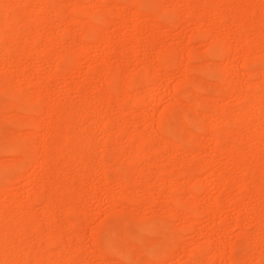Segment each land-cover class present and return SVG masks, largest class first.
Here are the masks:
<instances>
[{
	"label": "rangeland",
	"instance_id": "1",
	"mask_svg": "<svg viewBox=\"0 0 264 264\" xmlns=\"http://www.w3.org/2000/svg\"><path fill=\"white\" fill-rule=\"evenodd\" d=\"M8 1L15 27H23L22 45H31L39 33H43L44 39L41 37L43 41L40 39L37 46V57L19 63L0 59V230L7 240L0 249V260L18 257L24 264H231L233 256L230 259L229 255L236 246L238 250L233 255L239 264H264V229L254 223L264 211L263 200L254 193L264 188V147H259L256 137L264 122L251 120L249 114L242 112L251 105L246 100L247 86L251 83L261 88L264 79V41L251 49L253 67L242 71L245 42L252 36L247 29L244 38L237 36L240 25L245 28L249 20L258 21L264 13V2L241 0L242 5L233 10L231 0H140L146 12L166 11L167 16L163 19L160 14L162 18L158 16V24H154L148 14L141 19L136 17L133 8L117 19L118 6L104 0H86L81 9L76 0H54L45 15L41 14L45 9L43 0H0V4ZM126 1L119 4L131 7L134 2ZM214 6L240 20L236 18L232 27L218 16L205 13V7ZM190 7L194 8L196 20L187 18ZM102 15H106L107 22L101 35L110 39V46L103 47L97 40L90 42L84 53L79 45L89 27L88 19ZM261 35L264 37V24ZM136 37L143 41L153 37L156 43L147 49L137 45ZM215 42L221 47L218 45L213 53L216 49L211 51V47ZM117 44L120 47L116 49ZM229 51L238 53L237 57L227 58ZM45 53H49L45 57L49 64L41 60ZM191 53L195 58L189 60ZM165 54L177 58L173 67H160L157 59ZM57 56L66 58L64 64ZM69 64L74 65V70L68 74L65 85L55 70ZM92 71L96 75L87 82L88 96L92 94L89 90L108 88L105 83L114 80L117 73L118 84L143 105L131 103L124 114L127 93L121 88L124 92L116 90L115 102L87 106L86 113L76 117L72 131L64 130L63 118L53 122L56 133L52 134L46 128L50 118L41 114L40 108L51 102L66 110L81 107L83 94L76 88L85 84ZM248 72L261 75L252 77L248 84ZM131 76L135 78L132 83ZM186 83L189 87L183 88ZM16 85L23 88L22 95L18 96ZM45 87L50 91L46 92ZM182 88L184 96L177 93ZM239 88L242 90L237 92ZM260 97L264 108V94ZM197 103L200 108H196ZM224 108L232 111L230 124L214 118L216 111ZM165 114H170L166 128L161 132L152 130ZM109 120L114 125L104 130ZM201 122L204 124L200 129L197 126ZM80 130L94 150L95 163L88 159L78 161L81 150L71 146ZM59 131L63 139H58ZM133 132L137 136L131 135ZM219 132L228 133L236 145L240 156L236 164L214 150L212 138ZM168 134L178 142L174 152L164 140ZM192 138L197 142L192 143ZM55 142L71 148H66L68 154L62 155L57 168L44 164L43 158L38 162L33 159V152L39 149L44 153ZM22 143V153H11ZM142 144L149 148L142 156L144 160L135 154ZM102 158L106 162L101 175H90L86 167L97 165ZM209 160H214L224 174L232 171L234 182L226 185L225 179L219 180L212 170L203 169ZM74 162L82 164L76 172L71 168ZM243 166L249 169L245 177L241 172ZM185 168L193 170L195 176L191 180L179 176ZM118 171L127 173L126 181H120ZM103 175L105 181V176L110 180L109 186L102 181ZM193 185L199 187L198 192H191ZM244 185L255 191L244 194ZM173 196L183 204L208 208L210 213L194 221L190 212L172 206ZM51 197L60 206L56 216L49 217L44 212ZM220 200L223 208L216 211L213 206ZM246 213L248 217L235 227V220ZM21 223L27 224V232L16 229ZM96 237L98 246L94 248ZM108 239L114 241L117 252L128 250L131 260L109 254L105 249ZM221 255L226 260L220 261Z\"/></svg>",
	"mask_w": 264,
	"mask_h": 264
},
{
	"label": "bare ground",
	"instance_id": "2",
	"mask_svg": "<svg viewBox=\"0 0 264 264\" xmlns=\"http://www.w3.org/2000/svg\"><path fill=\"white\" fill-rule=\"evenodd\" d=\"M76 1L78 2V7L81 9V8H83V5L82 4H84V2L86 0H76ZM104 1L110 3L113 6H116V7L118 6V12L116 14L117 19L118 18L120 19L123 16L127 15L128 13H130L132 11V8L135 9V11H136V17H138L139 19H141L142 17H145L148 14L149 20L151 22H153L154 24H158V21H157L158 18L157 17L158 16H161L160 14H163V19H164L165 16H167L166 15L167 13H165L166 11L164 12L162 9H161V13L160 12L159 13H156V12H152V11H149V12L147 11L146 12L144 3H143V1L141 2L140 0H134V2L132 1L133 3H132V6L131 7H126V5L123 6L125 3H123V5L122 4H119V2H124L125 0H104ZM261 1H262V3L264 2V0H261ZM8 3H9V1L6 2V4H4V3H1L0 4V59H5L8 62H16V63H19V62H22L26 58H34V57L39 56V52H38L37 46H39L40 43H41L40 42V39H41V41H43L42 40L43 33H39V35H37V38H35V39H33L31 41V45H28V44H25V46L22 45V43H21L22 42V36L24 35V32L22 31L23 27L20 28V29H17L15 27V24H14L15 23V19L12 16H10V11H9V8H8L9 7ZM42 3L45 5V9L42 10V13L41 14L42 15H45V14H47V12H49L52 9V6L54 5V0H43ZM231 5H232V8L234 10V9H237L240 5H242V3H241V0H231ZM189 9H190V12L187 14V18L188 19H192V20H196L198 17L196 16V13L194 12V8L190 7ZM162 11H163V13H162ZM205 11H206L205 13L208 12V13H211L213 15L218 16L220 18L221 22L227 23L228 25L230 24L232 27H234L232 25V23L236 22L235 19L238 17L237 15H235L236 17L233 16V18H231V17H229V15H225V13L223 12L222 7H219V6H214V7H210V8L205 7ZM85 16L87 17V15H85ZM88 18H89V16H88ZM93 18H96V17H93ZM161 18H162V16H161ZM171 18L174 21L179 20V18L177 19L176 17H171ZM237 20L239 21L240 19L237 18ZM106 22H107L106 15L99 16L96 19H92L91 17H90V20L88 19V26L89 27L87 28L86 32L84 33V35H83L84 37L81 40L80 45H79L80 48H81V50L84 53H87V48H88L89 43L90 42L97 41V40H98L97 42L100 43V45H102L103 47H105V46H108L109 47L110 46V39L107 40L106 38H103L102 35H101L103 33L104 26H105ZM92 23H95V25L92 24ZM263 24H264V13L261 15V17L258 19V21H255L254 19H252V20H249L248 22H246L245 25H247V26L245 28L244 27L242 28V27H240L241 25L240 26L238 25L239 26L238 27V30L239 31L237 32L238 38H244V36H246V34L244 32L245 31L244 29L249 30L251 32L250 35L252 36L251 39L248 38L246 40V42H245V49L244 50L246 52L243 53L244 54V60L242 62V66L240 67V69L242 71L250 70L253 67V65L255 64V63H252V61L253 62H255V61H254L253 57H251V51H252L251 49L254 47L255 43L257 45L260 42H263L264 41V37H262V35H261V27L263 26ZM90 25L91 26L93 25V26L91 27ZM52 27H54V26L52 25L50 28H52ZM92 30H93V32H92ZM13 36H15V37L12 38ZM196 36L197 37H200V36H202V34H197ZM136 42L138 43L137 45H141V46L149 49V48L154 47V44L156 43V38L151 37V38H149L147 40L145 39L143 41L140 37H136ZM219 44L216 43L215 45H212L211 51L213 49H216ZM119 47H120V45H118V44L114 46V48H116V49L119 48ZM216 51H217V49L215 51H212V52L213 53L214 52L216 53ZM236 54L238 55V53H235V52L234 53H232V52L230 53V51H229V53L227 52V58H230L231 55H235L236 56ZM47 55H49V53ZM47 55L45 53V55L43 54L42 57H41V60H43V63L44 64H49L48 60L45 58V57H48ZM57 57H58V60L64 64L66 58L64 56H57ZM187 58L189 60H191V59H194L195 56H194L193 53H191V54H189V56ZM55 60H57V59H55ZM157 60L159 61L158 63L160 65V67L161 66H166L167 68L173 67L174 63L176 64V62H177V58L171 59L166 54L165 55H161L160 58L157 59ZM62 63H61V65H62ZM258 64H262V63L259 62ZM73 66L74 65H70L69 64L67 66V68L64 67L65 69H61V68L56 67V70L55 71L57 72V75L56 74L55 75L58 76V78H61L64 81V84L65 85H67L66 79H67L68 74L70 72H72V70H74L73 69ZM36 71H37L36 69H32V72L36 73ZM111 71H110V73H111ZM148 71L149 70L146 69V71H145L146 73L145 74H148ZM112 73L114 75V72H112ZM95 75H96V71H92L90 74L87 75L88 77L86 79L87 81L84 82L85 84L83 85V83H82L81 85H79L80 87H77L76 88L78 90V92H80L81 94H83V96H82L83 97V99H82L83 101L81 102V107H79V108L70 107V108H68L66 110V109H62V108H58V107L56 108V106L53 105L52 102H51V103H47L46 105H44L43 107L40 108L41 114H44L45 116L47 115L46 117L48 119L50 118V120H49L50 122H48V125L46 124L47 125L46 128H48L47 130H49L50 132H52V134H55L56 133V132H54L55 130L53 131V129H54L53 128V122H55V121L58 122L59 120H61V118H63V119L66 120L65 121L66 122V125L63 126L64 130H66V131L67 130H71L72 131V129L75 128V124H76L75 123V119H76V117L77 116L82 117L83 114L86 113L85 110H87V108H86L87 106H90V105L92 106V103L94 105L95 103H104V102L111 103V102H115L116 99L118 98L117 97L118 96L117 93L118 92L121 93L122 91L124 92V90H121V88L122 89H125V88H123L117 82V80H118V74L116 73L114 75L115 76L114 77V80L112 78L111 80H107V82L105 83V85H107L108 88L107 87H103V88L100 87V88H97V89H95L93 91L89 90L90 92H92V94H91V96L90 95L88 96V93H86L85 90H87L88 83L90 81H92V79H93V77ZM226 75H228V72H226ZM257 75H261V73L259 72L258 74L255 75L253 72H251V73L248 72V78H247L248 84L250 83V79L252 77H254V76H257ZM227 79H228V77L226 76L225 81H227ZM112 80L113 81H116V82H113ZM133 80H135V78H134V76H131L130 77V82L132 83ZM190 82H191V80H190ZM190 82H187V83H190ZM115 83H116V85H115ZM131 83H129L128 89H130L132 87V84ZM187 83L185 84V86L183 88H185L187 86L189 87V85H187ZM117 84H118V86H117ZM154 84H156V83L154 82ZM17 86L18 85H16V89L18 90V93H17L18 96L19 95H22L23 94V88L21 86H18V87ZM183 88L180 89V90H178L177 93L183 95V92H184V89ZM44 90L46 92H49L50 91V90H48V87H45ZM116 90L117 91L119 90V91L116 92ZM240 90H242V88L237 89V92H240ZM247 90H248V94H247L246 100L251 105H250L249 109H248V107L246 109H242L243 110L242 112L244 114H249V117H250L251 120H255V121H258V122H264V108H263V105L261 103V97H260L261 94H264V79H263V82L261 84V88H257L255 85H252L250 83L247 86ZM222 91L220 90V93ZM125 92L127 93V90L126 89H125ZM85 93L87 94V96H86ZM185 93H187V92H185ZM126 95H127L126 105L123 107V109H124L123 111H125L124 114L126 112H128L127 106H129L131 103H132L131 105H133V106L134 105H137V106H140V105L142 106L143 105V103L141 102V100L139 101L138 99H135V98L133 99L131 96H129V93H127ZM34 97H36V96H34ZM34 100H35V102L38 101L37 98H35ZM28 103L30 104V102H28ZM200 107H201V104L200 103L199 104L197 103V107L196 108H200ZM170 109H171V107H170ZM250 109H252V110H250ZM129 112H131V111H129ZM170 112L173 113L174 112V109L172 108L170 110ZM196 114H198V112ZM167 115L165 114L164 116H162L160 118V120H158L157 126H153L152 127V130H154L156 132H161L163 129H165L166 126H167ZM31 118H34V117H31ZM214 118H215V120L217 122H222V123H226V124L228 123V124H230L231 121H232V119H231L232 118V111L229 108H224V109H222V111H216V113L214 114ZM40 119H41V116H40L39 119H36L37 122ZM203 124L204 123L201 122L199 124V126H197V127H199L201 129L202 126H203ZM113 125H114L113 122L112 121L110 122V120H109V122H107L104 125V130L111 129L113 127ZM216 125L219 126V124H216ZM57 135H58V139H63L62 134H61V131L57 132ZM131 135H134V137H135V135L137 136L136 132L135 133L133 132ZM213 136H215V135H213ZM256 137H257V139L259 141V147L260 148H263L264 147V127L261 129L260 132L257 133ZM170 138H171V136L168 134V138L167 139L165 138L164 140L166 142V145H167L168 149H170L171 151L174 152V151H176V148L178 146V142H175V141L171 140ZM212 140L214 141V144H215L214 150H216L219 153L225 155L229 160L232 161L233 164H236L237 159H240V156L238 155V151H237L238 149H237L236 145L233 143V141H231L229 134L226 133V132H221L220 134H218L214 138H212ZM190 141L192 143H196L197 142V140L195 138H192V140H190ZM110 142H115V140H112ZM11 145H13V144H11ZM71 146L73 148H76V149L81 150V157L78 158V161H81L82 159L93 160L95 158L94 150H92L91 145H90V143L88 141V138L84 135L83 130H80L79 135L76 136V137H74V140L72 141ZM66 148H67L68 151L71 149V148H68V147H66ZM66 148L63 147L60 143L55 142L52 145L47 146L45 148L46 151L45 152L43 151L44 153L40 152L39 149H38L35 152H33L31 156L37 162H38V160H40L41 158H43L44 164H46L47 166H50V167H56L57 168V166L59 165V159L62 158V155H64L65 153L68 154V151L66 150ZM23 149H24V145L22 143V144H20V145H18L16 147H14L13 149H11L12 150L11 153L14 152V153H18L19 154V152H21V150H23ZM148 150H149L148 146H146L145 144H142V145H140V147L136 148L135 154L137 156H140V157H138V158H140V160H144L142 158V156H145L148 153ZM24 152H25V150H24ZM26 156H28V155H26ZM105 162H106L105 158H102V159H100V161H99V163L97 165H90V166L86 167L87 168V171L89 172L90 175L92 174L93 176L94 175H97V174H100L99 172L102 171L101 169L105 165ZM91 163H95L94 160ZM215 164H216V162L214 160H209V161H207V164L204 166L203 169H205L206 171L212 170L213 171L212 174L216 175L219 180L220 179H225L226 180V185L227 184H230V183H233L234 182V178H232L233 177L232 174H231L232 171L231 172L225 171V174L228 175V177H225L224 172L221 169H219ZM81 167H82L81 162L80 163L74 162V164L71 166L73 172L78 171ZM122 171H123V169H122ZM192 171L193 170H191L189 168H185L184 170L181 171V173L179 174V176L182 177V178H186L188 180H191L195 176ZM134 172L135 173L137 172V174L140 175L139 174V171H134ZM241 172H242L243 177H245L248 174V172H249L248 166L241 167ZM140 173L142 174V172H140ZM118 174H119L120 181H126V179H127V175L126 174L127 173L124 174V172L121 173L120 171H118ZM106 176H105V178H106L107 184L109 186V183H110L109 181L110 180H108V178H107L108 176L107 177ZM102 181H105L104 180V175H103V180ZM105 182H104V184H106ZM145 187L147 188L148 185L145 184ZM198 191H199V187L197 185H193L191 192L192 193H195V192H198ZM241 191L244 194H246V195H250L255 190L251 186L244 185V187L241 189ZM48 192H50V191H48ZM51 193H53V192H51ZM254 193L257 195L258 198H260L264 202V188H259L257 190V192H254ZM50 195H52V197H53L55 194L54 195L53 194H50ZM52 197L50 198V201L48 203L46 202L48 205L46 204L47 207H45L46 209H45V212H44V214L47 215V216H49V217L50 216H54L55 214H57V211L59 210V206H60L56 200H52ZM48 199H49V197L47 198V200ZM38 202H39V200H38ZM171 204H172V206H174V207H176L178 209H181L184 212L185 211L190 212V214H192V219L194 221H197L200 217H205L206 215H208L210 213V210L208 208H205V207L204 208H200V207H198L194 203H188V204L181 203L180 199L177 196H173L172 201H171ZM236 204L238 205V203H236ZM213 207H214V209L216 211H219V210H221L223 208V202L221 200L220 201H217L214 204ZM260 208H261V206H260ZM21 209H22V207H21ZM252 212H254V211H251V213ZM248 215H249V213H246V215H244V216L238 218L237 220H235V222H234L235 223V227L240 226V224L242 223V221L244 220V218L246 219L248 217ZM258 216L259 217L257 219H255V222H254L255 223V226H257L258 228L264 229V211L262 210L261 213H259ZM27 228H28L27 227V224L21 223V224H19L17 226L16 229L22 230L23 233H25V232H27ZM146 230H147V228H146ZM113 236H115V235H113ZM107 238H109V237H107ZM97 239H98L97 237H96V240L93 239L94 240V242H93L94 248H96V245L98 246V244H97L98 240ZM109 239L106 241V247H105V249L107 248V252L109 254H115V255L117 254V256L121 257L122 260L130 261L131 258H130V254H128L129 251L127 250V252L124 253V252H120V250H118L119 252H117L116 249H114V247H113L114 241L112 243V241H110ZM6 242H7V240H5V238L3 237L2 233H1V230H0V249L3 248V246L6 244ZM253 243H255L256 246L258 244L256 241H253ZM208 246L211 247L212 245L211 244H208ZM234 248H235V250L234 249L233 250H234V252H236V250H238L237 249L238 247L236 248V246H234ZM234 252H233V254H234ZM168 253L169 252L165 253L164 258H166L168 256ZM233 254L232 255H229V258H230V256H233L232 257L233 262L235 261L234 263H232V259L230 258L231 259V264H239V262L237 261V259L234 258V255ZM157 256H159V255H157ZM225 257H226L225 255L224 256L221 255V257H220L219 260L220 261L226 260ZM0 263L1 264H24V263L20 262V260L18 259V257H13V258L10 257L6 261L5 260L4 261L0 260ZM49 264H51V263L49 262Z\"/></svg>",
	"mask_w": 264,
	"mask_h": 264
}]
</instances>
